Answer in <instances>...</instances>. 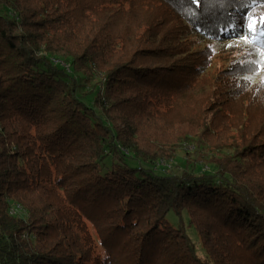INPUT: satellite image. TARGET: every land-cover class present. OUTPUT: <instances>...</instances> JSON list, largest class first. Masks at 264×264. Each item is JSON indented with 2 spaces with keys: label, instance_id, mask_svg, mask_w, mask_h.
<instances>
[{
  "label": "trees",
  "instance_id": "obj_1",
  "mask_svg": "<svg viewBox=\"0 0 264 264\" xmlns=\"http://www.w3.org/2000/svg\"><path fill=\"white\" fill-rule=\"evenodd\" d=\"M257 10L264 0H0V264H264V82L226 89L191 50L243 42L264 67ZM187 102L203 117L156 135L161 108ZM188 140L194 165L156 170Z\"/></svg>",
  "mask_w": 264,
  "mask_h": 264
},
{
  "label": "rangeland",
  "instance_id": "obj_2",
  "mask_svg": "<svg viewBox=\"0 0 264 264\" xmlns=\"http://www.w3.org/2000/svg\"><path fill=\"white\" fill-rule=\"evenodd\" d=\"M256 12L258 14H264L263 10L262 11L257 10ZM194 41L195 42L192 43V48H191L192 52L204 51L202 57L204 60L207 61V69H206L207 73L212 74L214 78L218 77L220 79H224L221 80V82L224 81V88L228 89L235 87V85H233L234 81H236L237 79L242 80L246 76L252 79L251 81L249 80V82H245V83H250V85H254V83L264 82V67H261L263 56L262 54H258L256 50L252 49L247 44L243 42L218 44L215 42H210V41L208 42L199 39L196 40L194 39ZM53 61L55 63L59 62L56 59H54ZM258 66L261 67L260 70L256 71L253 75H247L249 74L248 72L249 69L252 68L254 69V67H258ZM232 72H235V74H232ZM246 80L248 79L246 78ZM218 96L219 95L213 93L212 97L215 100V102L206 105V112H205L206 114H203L207 116L206 119L213 118L215 113L218 111V109H220L219 107H217L218 102L221 100L220 98H218ZM187 103H182L179 109L174 110V112L168 111L167 109L160 107L162 109V112L159 115L157 114L152 115V113H156V108L153 106L148 107V111L152 115V117H155L157 115V118L154 119L157 121V123H155V125H153L154 128H152V130L156 132V135L159 134L160 136H162L163 131H168L169 125L178 127V129L181 130L182 125H185L186 123L198 118V115H201L203 117L199 108L201 106L194 107L192 103L191 104L190 103L187 104ZM122 109L126 110L125 107H122ZM223 110L225 111V109ZM117 113L118 111L113 112L114 115ZM119 115H123V114H119ZM137 122L143 123V121L140 119H137ZM167 122H169V124ZM226 133L233 135L235 131L229 130ZM151 136L153 137V135ZM149 139L151 138L148 139L144 138L140 142H142L143 146H146L148 144ZM166 141H171V140L167 139ZM165 146L167 152L172 153L171 155L173 159L172 160L170 159L169 161V158L165 156V158L160 161V165L156 167V170L162 172L163 174L167 172H169V174H176L185 167H187V165L185 164L186 160L192 165H194L198 160V157L196 156L185 155L182 149L184 148L187 151H192L193 150L192 141L188 140L186 141V143L181 141L180 142L172 141L166 144ZM164 167H167V169L169 170L164 171L163 170ZM203 169L210 171L212 168L211 166H208V167H204ZM170 218H172V220L177 219L176 216L173 215H170ZM88 225L92 235L96 236L92 226L90 224ZM193 238L194 240H196V237L194 235ZM98 253H103V250L100 247L98 248Z\"/></svg>",
  "mask_w": 264,
  "mask_h": 264
},
{
  "label": "snow or ice",
  "instance_id": "obj_3",
  "mask_svg": "<svg viewBox=\"0 0 264 264\" xmlns=\"http://www.w3.org/2000/svg\"><path fill=\"white\" fill-rule=\"evenodd\" d=\"M193 2H197V0H193ZM257 23H260V24H264V17H260L259 18V21H256L253 17H249V21H248V30L251 32V31H255V25ZM247 38H245L246 40Z\"/></svg>",
  "mask_w": 264,
  "mask_h": 264
}]
</instances>
